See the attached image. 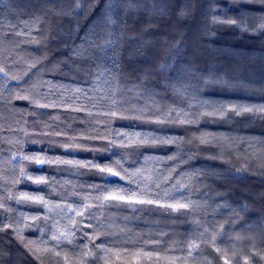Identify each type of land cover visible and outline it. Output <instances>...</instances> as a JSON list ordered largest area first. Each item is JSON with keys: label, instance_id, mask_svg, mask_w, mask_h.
Wrapping results in <instances>:
<instances>
[{"label": "trees", "instance_id": "obj_1", "mask_svg": "<svg viewBox=\"0 0 264 264\" xmlns=\"http://www.w3.org/2000/svg\"><path fill=\"white\" fill-rule=\"evenodd\" d=\"M101 5L114 10L98 14ZM261 9L264 0H0V264H264ZM105 34L115 52L99 51ZM125 134L169 142L122 147ZM32 156L53 163L38 170ZM93 156L142 172L133 179L154 203L110 207L104 174L55 163ZM29 176L57 183L42 191ZM24 193L44 196L51 213ZM82 206L81 223L72 210Z\"/></svg>", "mask_w": 264, "mask_h": 264}, {"label": "snow or ice", "instance_id": "obj_2", "mask_svg": "<svg viewBox=\"0 0 264 264\" xmlns=\"http://www.w3.org/2000/svg\"><path fill=\"white\" fill-rule=\"evenodd\" d=\"M109 0H105V4H108ZM118 2V0H113V3ZM113 7L109 6L108 8L105 9L104 5H101L100 10H98V14H107V13H111L113 11ZM261 11H264V9H261ZM77 14H83V9H79ZM111 23V22H110ZM95 35H99L98 33H96ZM102 39L105 41L104 44L101 45L99 51L100 52H107L109 50L115 52L117 49V45L115 43L109 42L112 40V37L110 34H105ZM95 44V41H89V45L92 46ZM70 51H74V53L78 56L83 57L85 54H87V49H81L79 47L75 48V49H70ZM112 66L115 67L118 64V60L117 59H113L111 61ZM38 71V70H37ZM243 107V106H241ZM220 111L223 112L225 111V108L223 106L220 107ZM257 111H259V109H257ZM112 116H116L117 112L116 111H112L111 112ZM157 141H159L160 144H166L169 142V140L165 139L164 137H157V136H149V135H139V134H132L131 137L127 136V134H125V140L122 142V147H126L128 144H147V145H152L155 144ZM176 144H179L180 141L179 140H175L172 141ZM148 150H151V148H149ZM117 155L116 152L112 151L111 154L107 157H105V159L107 160H111L112 156ZM188 158V157H185ZM24 159H31L33 160L38 166H40V168L38 170H42L44 165L46 164H52L53 161L48 158V157H39V156H32V157H24ZM92 160L96 161V163H81L79 160H57L55 161V163L57 164H69V165H76L79 168H96L98 170L99 173L104 174L100 176V180L103 181L104 184L109 185V187H105L103 189H101L102 192L107 193L108 195L104 196L101 198L102 202L103 201H111L114 203H111L109 206L110 207H120V206H133L134 204H143L145 202H147L148 204H152L154 203V201L152 199H143L142 197H145L146 193L145 191H143L140 187V181L139 179H133L135 177H141L142 176V172L140 171H135V172H131L129 173L121 164V160H115L112 161L116 167L119 168V172L118 171H114L113 168L111 166H109L107 163L104 164L103 167L100 166L101 163H104L103 160H101L99 157L97 156H93L91 157ZM121 159H123V154H121ZM120 172H124L125 175H127L130 178V182L127 184V186H125V183L123 182V177L120 176ZM113 178H118V179H113ZM27 179L32 180V182L34 184L37 185H44L45 187L43 189H41L42 191H46L47 188L52 187L54 184H56V181H53L52 184H48L47 178L44 176H37L35 178L29 176ZM152 183L151 181H148L145 183V187H148V185ZM132 185H136L135 187H133ZM95 187V185H93ZM177 190H179V188H177ZM51 193H49L50 195ZM24 198L25 200H29V201H35L37 203L43 204L46 208H48L49 213H51L52 211V207L48 206V202L47 200H45V197L42 195H31L28 193H24ZM187 199V198H185ZM189 204H193L194 202L191 201L190 199H188L187 203H185L183 200H177L174 204H161L160 207H167V208H171L173 211H177L179 209H185L188 207ZM55 207L60 208L61 206L56 205ZM86 206H82L79 209H73L72 210V215L73 217L76 216L77 214L81 215L82 220L81 223L83 222V219H85L83 217V212H84V208ZM63 210V209H62ZM92 215V214H90ZM33 219H39L38 216L36 217H32ZM21 223L23 222V218H21ZM97 228L100 227V225L98 224L96 226ZM96 229H93V231L95 232ZM17 234L20 233V231H22L21 229H17ZM66 231L70 234L73 231H75V229L72 228L71 224L68 226V228L66 229ZM40 238L41 240H43V234L40 233ZM82 235L87 238L88 237V233L87 232H82ZM63 239L64 240H68L69 236L68 235H63ZM91 242V241H89ZM102 244L106 243L105 241L101 242ZM56 247H61L60 241H57V244L55 245ZM93 248H97L102 256L107 254L109 257L112 256L113 254L109 251V248L107 246L101 247L98 246L96 244L92 245ZM92 264H95V261H92Z\"/></svg>", "mask_w": 264, "mask_h": 264}]
</instances>
